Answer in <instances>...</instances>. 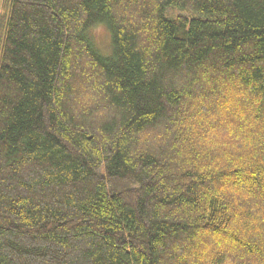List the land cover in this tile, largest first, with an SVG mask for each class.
<instances>
[{
    "label": "trees",
    "instance_id": "16d2710c",
    "mask_svg": "<svg viewBox=\"0 0 264 264\" xmlns=\"http://www.w3.org/2000/svg\"><path fill=\"white\" fill-rule=\"evenodd\" d=\"M0 264H264V0H0Z\"/></svg>",
    "mask_w": 264,
    "mask_h": 264
},
{
    "label": "rangeland",
    "instance_id": "374dc122",
    "mask_svg": "<svg viewBox=\"0 0 264 264\" xmlns=\"http://www.w3.org/2000/svg\"><path fill=\"white\" fill-rule=\"evenodd\" d=\"M92 36L96 46L101 50L106 51L109 47V36L106 30L101 27L97 28L94 30Z\"/></svg>",
    "mask_w": 264,
    "mask_h": 264
}]
</instances>
